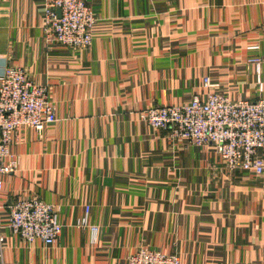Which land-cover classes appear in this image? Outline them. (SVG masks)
Returning a JSON list of instances; mask_svg holds the SVG:
<instances>
[{
	"label": "crops",
	"instance_id": "0c3cea01",
	"mask_svg": "<svg viewBox=\"0 0 264 264\" xmlns=\"http://www.w3.org/2000/svg\"><path fill=\"white\" fill-rule=\"evenodd\" d=\"M88 1L93 43L72 49L45 35L46 0H0V77L24 69L57 106L55 123L24 129L11 146L3 264H126L140 248L176 252L182 264H264V176L141 118L214 91L264 98V0ZM33 197L58 211L53 245L10 228L9 206ZM87 210L95 239L77 226Z\"/></svg>",
	"mask_w": 264,
	"mask_h": 264
},
{
	"label": "built area",
	"instance_id": "2783aa9c",
	"mask_svg": "<svg viewBox=\"0 0 264 264\" xmlns=\"http://www.w3.org/2000/svg\"><path fill=\"white\" fill-rule=\"evenodd\" d=\"M60 11V14L58 13ZM43 30L55 43L69 48L90 47L97 19L87 0H46ZM260 59L251 62L259 64ZM209 88L215 87L208 80ZM156 130L168 131L171 138L197 146L212 145L231 170L242 169L264 176V98L234 101L226 94L211 92L206 100L195 97L189 104L157 107L142 114ZM57 121L50 93L20 67H9L0 77V213L4 175L17 168L10 152L11 142L20 141V131L31 127L43 131ZM8 159V161H5ZM10 228L28 243L53 245L63 227L56 208L41 199L18 200L9 206ZM88 210L86 223L88 220ZM93 238L99 228L92 227ZM3 242V237L0 238ZM0 264L2 252L0 248ZM126 264H181L174 254L150 249L136 251Z\"/></svg>",
	"mask_w": 264,
	"mask_h": 264
},
{
	"label": "rangeland",
	"instance_id": "374dc122",
	"mask_svg": "<svg viewBox=\"0 0 264 264\" xmlns=\"http://www.w3.org/2000/svg\"><path fill=\"white\" fill-rule=\"evenodd\" d=\"M88 1V0H87ZM88 4H89V6L92 8V6H91V4L89 3V1H88ZM92 10H93V8H92ZM93 12H94V10H93ZM94 14H95V12H94ZM95 17H96V19H97V16H96V14H95ZM98 21V20H97ZM97 24V23H96ZM95 26L96 25H94V28H95ZM93 31H94V29H93ZM58 44V43H57ZM59 45H61V44H59ZM63 46V45H62ZM65 47V46H64ZM66 48H67V46H66ZM87 47H84V48H75V49H86ZM89 48V47H88ZM259 59V58H258ZM262 63V59H260V61H259V64L258 65H260ZM41 86H43V85H41ZM43 87H46V86H43ZM47 88V87H46ZM48 89V88H47ZM48 91H49V89H48ZM49 93H50V91H49ZM210 94V93H209ZM209 96V95H208ZM50 98H51V95H50ZM195 98V97H194ZM193 98V99H194ZM52 100V99H51ZM187 104H189V103H187ZM183 105H186V104H183ZM166 106H169V105H154V106H151V107H149V108H147L146 110H144L142 113H141V118H142V114L143 113H147V112H149L150 110H152V109H155V108H157V107H166ZM172 106H179V105H172ZM54 107H55V111L57 110V106H56V103L54 102ZM142 120L144 121V122H146L143 118H142ZM147 123V122H146ZM148 124V123H147ZM149 125V124H148ZM150 126V125H149ZM24 129H34V128H31V127H24V128H22L21 129V131H20V140H21V136H22V131L24 130ZM36 130V129H35ZM36 131H38V130H36ZM163 131V130H162ZM40 132V131H39ZM168 132V135H169V130L167 131ZM12 144H13V141L11 142V146H12ZM10 152H11V147H10ZM12 155V154H11ZM13 156V155H12ZM13 160H15L16 161V163H17V165H18V160L16 159V158H12ZM224 163V162H223ZM3 181V180H2ZM33 199H40V198H38V197H33V198H29V199H26V200H33ZM23 200V199H22ZM18 201V200H17ZM43 201V200H42ZM45 202V201H44ZM47 203V202H46ZM47 204H49L50 206H53V207H55L54 206V204H51V203H47ZM57 211V210H56ZM58 212V211H57ZM58 214V213H57ZM88 220H89V217H88ZM62 225V224H61ZM77 226L79 227V228H82V229H89L90 231H91V229H92V227H97L96 225H93V224H91L90 223V225H88L87 223H86V216H83L81 219H79L78 221H77ZM63 227V226H62ZM99 228V227H98ZM91 233H92V231H91ZM95 239V238H94ZM34 243V242H33ZM144 249H147V248H140L139 249V251H142V250H144ZM152 251H157V250H152ZM157 252H161V251H157ZM161 253H165V254H174V255H176L178 258H179V255L176 253V252H171V253H166V252H161ZM131 256V255H130ZM129 256V257H130ZM129 259V258H128ZM179 260H180V258H179ZM180 262H181V260H180ZM181 264H182V262H181Z\"/></svg>",
	"mask_w": 264,
	"mask_h": 264
},
{
	"label": "water",
	"instance_id": "95a60500",
	"mask_svg": "<svg viewBox=\"0 0 264 264\" xmlns=\"http://www.w3.org/2000/svg\"><path fill=\"white\" fill-rule=\"evenodd\" d=\"M58 13L60 14V11Z\"/></svg>",
	"mask_w": 264,
	"mask_h": 264
}]
</instances>
